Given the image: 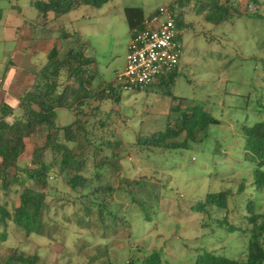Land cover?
Listing matches in <instances>:
<instances>
[{
  "label": "rangeland",
  "instance_id": "1",
  "mask_svg": "<svg viewBox=\"0 0 264 264\" xmlns=\"http://www.w3.org/2000/svg\"><path fill=\"white\" fill-rule=\"evenodd\" d=\"M28 1L0 0V12L5 11L8 26L38 15ZM171 1L112 0L101 9L84 6L69 15L76 18L74 23L71 19L69 23L63 22L68 31L75 33L74 37L67 43L57 40V44L63 53L72 47L85 50L86 56L94 61L97 78L112 82L124 70L132 37L125 9L138 7L149 15ZM197 2L192 0L184 11L193 27L182 38V59L176 80L156 84L148 91H126L119 103L107 93L106 99L99 103L101 114L94 119L106 120L105 128L96 132L100 136L104 130L106 137L112 139L111 153L121 158L125 180L142 181L141 191L137 186H131L130 190L137 192L139 198L143 194L152 220L145 224L141 210L131 207L130 198L124 193L120 199L128 208L133 237L130 239L127 229H120L116 234L110 232L107 241H101L96 217L88 224H79L84 216L81 204L72 203L77 197L71 193L66 178L52 174L56 178L50 179L52 195L48 198L45 236L26 238L11 223L8 238L2 242L0 228V262L18 249L27 254L39 253L45 264H101L102 260L92 262L91 258L104 244L116 264H126L133 252L141 256L136 246L148 251L157 249L165 264H195L198 252L203 251L231 259L245 258L250 235L230 233L217 227L216 222L227 217L231 223L246 227L247 223L239 224V218L247 214L250 201L257 212L264 213V190L254 186L258 166L246 158L243 135L244 127L264 120V20L250 18L255 14L264 18V0H220L232 5L236 12H232V22L218 27L197 15L194 8ZM12 5L20 6V19L12 13ZM59 25L62 22L56 24ZM44 57L41 54L38 62L44 63ZM168 92L178 98H172ZM181 102L205 106L220 121L211 127L207 140L182 151L138 149L135 142L139 134L165 129L168 116L175 115L171 107ZM74 119L72 113L60 111V123L67 125ZM32 148L28 143L21 168L30 166ZM47 161L52 162L50 153ZM110 181L116 182L112 176ZM241 183L247 187L232 199L229 214L212 209L209 215H203L193 210V206L205 202L208 194L225 190L236 193ZM17 190L18 186L12 185L10 191H4L0 181V205L13 211L19 202ZM117 212L120 216L124 214L123 210Z\"/></svg>",
  "mask_w": 264,
  "mask_h": 264
},
{
  "label": "trees",
  "instance_id": "2",
  "mask_svg": "<svg viewBox=\"0 0 264 264\" xmlns=\"http://www.w3.org/2000/svg\"><path fill=\"white\" fill-rule=\"evenodd\" d=\"M111 1L35 0L33 6L45 20L51 13L55 18H59L84 6L101 9ZM191 1L172 0L168 5L175 13L178 28L184 33L193 27L185 18L184 12L189 8ZM196 1H198L194 6L196 13L203 16L207 24L218 27L233 21L232 12H236V9L232 5L223 4L220 0ZM125 15L133 38L143 30L146 19L144 10L127 7ZM252 17L264 20L259 14L250 15V18ZM43 29L44 27L37 31L43 32ZM74 35L75 33L70 34L62 28L59 40L67 43ZM183 36L180 38L181 41ZM84 51L72 47L67 53H63L59 46L53 47L46 66L36 73L33 88L26 91L15 108L4 109L0 113L1 187L6 192L11 190L12 185L19 188L17 190L19 202L13 211L0 205L2 242L8 238L11 223L26 238L33 235L45 236V218L49 214L48 198L52 195L50 179L56 178L52 176L56 173L66 178L71 193L77 197L72 203L82 206L84 216L80 218L79 224L82 225L84 222L88 224L93 216L96 217L102 232V236H99L101 241H107L110 232L116 234L120 229H127L130 239L133 237L132 223L127 219L128 208L125 207L126 203L122 204L124 200L120 199L124 193L129 196L131 207L137 206L141 210L145 224L152 220L148 204L142 198L143 194L139 192L141 196L139 198L137 192L130 190L131 186H137L141 191L142 181L129 183L125 180L122 163L119 161L121 158L118 154L111 153L114 146L112 139L106 137L104 130L100 136L96 132L106 126V120H94L101 114L99 103L106 99L107 93L115 96V101L119 103L125 91L115 80L108 83L100 81L98 75L94 74L93 59L86 56ZM179 67L160 77L155 84L144 90L136 89L134 92L148 91L156 84L173 83L178 76ZM168 95L174 99L178 98L172 92H168ZM61 110L72 113L74 121L67 125L60 123ZM171 112L175 115L168 116L165 129L139 134L135 142L138 149L164 152L190 149L194 145H202L209 137L211 127L220 124V121L200 104L185 105L181 102L173 105ZM243 135L246 158L255 161L258 166L254 174V186L262 191L264 120L244 127ZM28 143L33 147L31 164L21 168L20 161L27 152ZM49 153L52 157L50 164L47 161ZM110 176L115 178V184L110 181ZM246 187L241 183L236 193L232 190L210 193L205 202L192 208L203 215H209L212 209L223 210L229 214L230 204L234 202L232 199L242 194ZM150 207L154 208L152 205ZM122 210L124 214L120 216L117 211ZM239 219L241 220L239 224L247 223V226L235 225L227 217L216 222V225L226 228L230 233L239 231L250 235L247 252H244L245 258L231 259L213 251H203L198 252L195 264H264V213L257 212L250 201L247 214ZM136 248L141 256L131 253L126 264H165L161 252L157 249L148 251L143 246ZM40 257L39 253L27 254L13 249L0 264H45L41 262ZM91 260L92 262L102 260L101 264H116L110 256L107 244L99 246Z\"/></svg>",
  "mask_w": 264,
  "mask_h": 264
},
{
  "label": "crops",
  "instance_id": "3",
  "mask_svg": "<svg viewBox=\"0 0 264 264\" xmlns=\"http://www.w3.org/2000/svg\"><path fill=\"white\" fill-rule=\"evenodd\" d=\"M34 1L29 0L28 5L36 10L33 6ZM12 6L14 8L12 13L20 19V6ZM155 12L156 10L145 15V18L151 17ZM4 13L5 11L0 12V113L4 109L15 108L26 91L33 88L37 71L46 66L50 51L58 46L57 40H59L61 29L68 31L64 24L69 23V19L72 23L76 20V18H70L71 13L59 18H55L51 13L48 19L44 20L38 12V15L33 18L27 17L19 23L15 22L14 26H8ZM61 22L62 25L57 27L56 24ZM43 27V32L37 31ZM72 38H69L68 42ZM41 54L45 56L44 63L38 62Z\"/></svg>",
  "mask_w": 264,
  "mask_h": 264
},
{
  "label": "built area",
  "instance_id": "4",
  "mask_svg": "<svg viewBox=\"0 0 264 264\" xmlns=\"http://www.w3.org/2000/svg\"><path fill=\"white\" fill-rule=\"evenodd\" d=\"M143 30L131 38L124 70L115 82L124 91L144 90L160 77L174 71L182 59L181 36L175 13L168 6L159 7L144 21Z\"/></svg>",
  "mask_w": 264,
  "mask_h": 264
}]
</instances>
